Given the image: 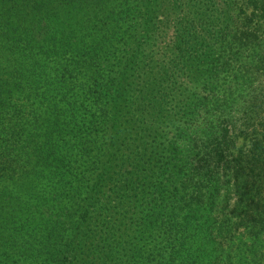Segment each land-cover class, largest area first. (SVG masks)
Here are the masks:
<instances>
[{"label":"trees","instance_id":"trees-1","mask_svg":"<svg viewBox=\"0 0 264 264\" xmlns=\"http://www.w3.org/2000/svg\"><path fill=\"white\" fill-rule=\"evenodd\" d=\"M0 264H264V0H0Z\"/></svg>","mask_w":264,"mask_h":264}]
</instances>
